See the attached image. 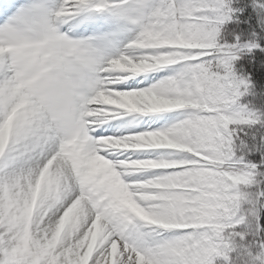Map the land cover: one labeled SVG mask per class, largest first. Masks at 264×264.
Here are the masks:
<instances>
[{
	"label": "snow or ice",
	"instance_id": "snow-or-ice-1",
	"mask_svg": "<svg viewBox=\"0 0 264 264\" xmlns=\"http://www.w3.org/2000/svg\"><path fill=\"white\" fill-rule=\"evenodd\" d=\"M0 264H264V0H0Z\"/></svg>",
	"mask_w": 264,
	"mask_h": 264
}]
</instances>
